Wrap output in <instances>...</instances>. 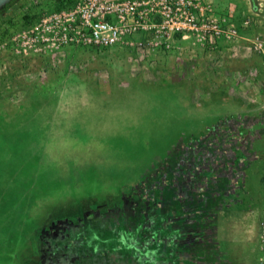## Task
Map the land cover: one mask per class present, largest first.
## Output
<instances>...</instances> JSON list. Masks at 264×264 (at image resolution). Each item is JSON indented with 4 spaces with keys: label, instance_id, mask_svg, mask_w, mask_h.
Listing matches in <instances>:
<instances>
[{
    "label": "rangeland",
    "instance_id": "1",
    "mask_svg": "<svg viewBox=\"0 0 264 264\" xmlns=\"http://www.w3.org/2000/svg\"><path fill=\"white\" fill-rule=\"evenodd\" d=\"M207 1L200 19L222 30L213 39L175 34L55 59L7 46L30 24L23 0L0 16V264H33L42 229L131 194L201 223L196 264H244L250 247L259 264L264 0Z\"/></svg>",
    "mask_w": 264,
    "mask_h": 264
},
{
    "label": "built area",
    "instance_id": "2",
    "mask_svg": "<svg viewBox=\"0 0 264 264\" xmlns=\"http://www.w3.org/2000/svg\"><path fill=\"white\" fill-rule=\"evenodd\" d=\"M24 25L16 44L55 59L67 49H108L118 45L157 47L175 34L222 33L220 25L200 19L210 11L207 0H23ZM35 6V11L34 7ZM234 37L237 28L230 27ZM259 264H264V217L259 229Z\"/></svg>",
    "mask_w": 264,
    "mask_h": 264
},
{
    "label": "flooded vegetation",
    "instance_id": "3",
    "mask_svg": "<svg viewBox=\"0 0 264 264\" xmlns=\"http://www.w3.org/2000/svg\"><path fill=\"white\" fill-rule=\"evenodd\" d=\"M136 198L133 194L124 195L121 202L106 210L104 204L92 205L75 221H54L34 240L28 256L31 263L196 264L203 259L202 244L206 242L201 223L185 224L172 217L166 205L163 211L150 212L141 208L140 199ZM109 229L114 235L105 232ZM206 234L209 236L210 232ZM107 240H111L108 246ZM206 252L210 250L207 248Z\"/></svg>",
    "mask_w": 264,
    "mask_h": 264
},
{
    "label": "crops",
    "instance_id": "4",
    "mask_svg": "<svg viewBox=\"0 0 264 264\" xmlns=\"http://www.w3.org/2000/svg\"><path fill=\"white\" fill-rule=\"evenodd\" d=\"M230 240L234 244H238V243L243 241V239L240 237V234H238L236 232H234L232 234V239H230ZM255 252H256V249L253 247H250L249 249L245 250L246 261L244 262V264H248L249 258L252 257V255L256 254Z\"/></svg>",
    "mask_w": 264,
    "mask_h": 264
},
{
    "label": "water",
    "instance_id": "5",
    "mask_svg": "<svg viewBox=\"0 0 264 264\" xmlns=\"http://www.w3.org/2000/svg\"><path fill=\"white\" fill-rule=\"evenodd\" d=\"M13 1H15V0H0V12H2Z\"/></svg>",
    "mask_w": 264,
    "mask_h": 264
},
{
    "label": "trees",
    "instance_id": "6",
    "mask_svg": "<svg viewBox=\"0 0 264 264\" xmlns=\"http://www.w3.org/2000/svg\"><path fill=\"white\" fill-rule=\"evenodd\" d=\"M16 1H19V0H15V1H13L10 5H8V6L5 8V10H3V12H1V14L4 15L3 13H4L8 8L12 7V5H13L14 3H16ZM160 248H161V247H160ZM162 264H163V263H162Z\"/></svg>",
    "mask_w": 264,
    "mask_h": 264
}]
</instances>
